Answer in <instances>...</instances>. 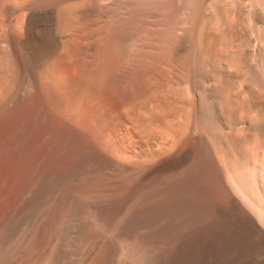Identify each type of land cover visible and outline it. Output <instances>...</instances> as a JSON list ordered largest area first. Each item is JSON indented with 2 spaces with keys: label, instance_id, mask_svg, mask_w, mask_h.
Returning <instances> with one entry per match:
<instances>
[{
  "label": "bare ground",
  "instance_id": "1",
  "mask_svg": "<svg viewBox=\"0 0 264 264\" xmlns=\"http://www.w3.org/2000/svg\"><path fill=\"white\" fill-rule=\"evenodd\" d=\"M0 264H264V0H0Z\"/></svg>",
  "mask_w": 264,
  "mask_h": 264
},
{
  "label": "rangeland",
  "instance_id": "2",
  "mask_svg": "<svg viewBox=\"0 0 264 264\" xmlns=\"http://www.w3.org/2000/svg\"><path fill=\"white\" fill-rule=\"evenodd\" d=\"M224 44H226V42L222 43L221 46L224 47ZM226 45H228V46H225V47H226V48L228 47L229 49L226 50V48H223V49L221 48V49L219 50L220 53H221L222 50H223V51H225V50H226V51H230V50H232V48H233V46H232L233 44H232V43H229V44L227 43ZM230 45H231V46H230ZM221 46H219V47H221ZM219 47H218V49H219ZM231 47H232V48H231ZM218 49H217V50H218ZM223 51H222V53H223ZM226 51H225V52H226ZM236 86H238V84H237ZM252 141L254 142V139H253ZM252 141H251V143H252ZM62 157H63V155H61V156L59 155L58 157H57V156H54V157H53V160H54L53 163H54V164H53V163L50 164V165H49V168H48L47 170L54 171V168H55L56 170H58L57 168H59V167H56V166H59V162H60V160H58V159H59V158H62ZM56 162H57L58 164H57ZM56 164H57V165H56ZM52 165H53V166H52ZM54 166H55V167H54ZM91 174H93V172L87 173V175L83 176V178H81V179H83V180L85 179V181L88 183L89 181L92 180L91 177L94 176V175L91 176ZM89 175H90V176H89ZM88 176H89V178H88ZM87 178H88V180H86ZM81 179H80V180H81ZM80 180H77L78 182L76 181L77 183L80 182V183H79L80 185H77V184L73 185V186H72V189H70V191H69L68 193H65V195H64L63 197H88L87 195H90L91 193H93V194L96 195V196L98 195L97 193H99V194L101 193V192H96V194H95V192H91V193H90L87 189H84L85 186L87 185V183L85 182V184H84V183H83L84 181H83V180L80 181ZM93 180H95V178H94ZM93 180H92V181H93ZM92 181H91V182H92ZM134 181H136V180L131 179V185H130L129 187H131V186H132V188L135 187V185L132 184V183H135ZM81 182H82L84 185L81 184ZM89 184H91V183L89 182L88 185H89ZM136 184H137V181H136ZM137 185H140V183L137 184ZM137 185H136V189H134L135 191H132L133 189L131 188V189H132V190H131V189L129 188V189H130V192L132 191V193H130L131 195L128 193V194H127L128 197H129V196H130V197H132V196L134 197V196L137 194V191H138L139 187H141V186H138V189H137ZM83 187H84V188H83ZM136 190H137V191H136ZM74 191H75V192H74ZM74 193H75V194H74ZM72 195H73V196H72ZM89 197H93V196L90 195ZM231 227L233 228V225H232Z\"/></svg>",
  "mask_w": 264,
  "mask_h": 264
}]
</instances>
